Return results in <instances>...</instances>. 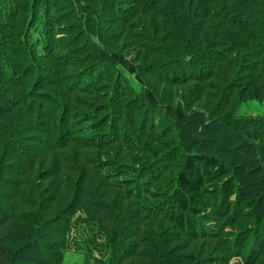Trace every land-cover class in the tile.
Instances as JSON below:
<instances>
[{"label":"trees","instance_id":"1","mask_svg":"<svg viewBox=\"0 0 264 264\" xmlns=\"http://www.w3.org/2000/svg\"><path fill=\"white\" fill-rule=\"evenodd\" d=\"M0 12V264H61L64 218L92 207L80 186L89 174L116 189L113 203L133 198L105 264H133V249L142 264H264V119L234 114L264 99V0H6ZM45 61L77 89L82 99L65 94L77 110L46 91ZM154 74L173 102L144 80ZM174 151L172 196L153 218L134 176L167 172ZM180 238L216 239L219 256L187 254Z\"/></svg>","mask_w":264,"mask_h":264},{"label":"rangeland","instance_id":"2","mask_svg":"<svg viewBox=\"0 0 264 264\" xmlns=\"http://www.w3.org/2000/svg\"><path fill=\"white\" fill-rule=\"evenodd\" d=\"M6 9V0H0V10L3 11ZM1 15H3V12L1 13ZM1 19V18H0ZM53 22H50L47 24V29L46 32L47 33H51L54 37V39L52 38V40H56V42H58L61 46V35L59 33L60 29H51V27L53 26ZM36 38H34L33 40H35ZM50 49L53 50V53L57 52L55 50L54 47H50ZM65 49H69V47H64L62 50L59 49L58 52L64 51ZM16 56L18 57L19 54H16ZM12 59H10L11 61H13V56L10 57ZM46 64V68H47V76L50 84H53L54 86H52L51 89H46V91L52 95V97L56 96L55 98L59 99H63L64 96V106L69 105L71 109H73L74 111L77 110L79 107L78 105L74 106L73 104L70 105V102L67 101L65 102L66 98H68L67 96H69L70 98L74 97L76 98H80L79 94L77 92V89L73 90V89H69V83L66 81L63 82L62 77H58L55 78L56 72H57V67L55 68L53 66L52 63H48V61H45ZM69 64H71L69 62ZM72 66V65H71ZM116 66H113L112 68H114ZM72 68V67H71ZM74 68V66H73ZM118 69V68H117ZM116 70V69H115ZM118 72L123 73L125 76H127L125 74V71L122 69H118ZM155 72V71H154ZM157 72H162V71H157ZM165 72V73H164ZM164 72H162V76H165L168 73V70H164ZM117 74V72H116ZM62 75H66V72H62ZM157 76L154 74V78L149 77L148 75L144 76V80L150 84L151 87H153V91L158 94L161 95V98L164 97V102L165 101H172L175 99V92H173L171 95V99L170 98V89L168 87H166L164 84H162L158 79ZM161 76V75H160ZM161 76V77H162ZM67 80L66 77H64V80ZM130 80V87L135 90L137 93H139L141 91V87L138 86L132 78H129ZM62 84V85H61ZM102 84V83H101ZM98 86V85H97ZM101 86V85H99ZM65 94H67V96H65ZM83 102V101H82ZM36 104H39L38 102H36ZM40 104H44L45 106H47L49 109H54V105L53 103H49L46 100L41 101L40 100ZM82 105V104H81ZM83 110H81L79 113H77L76 115H78V118H85L86 114L84 113L88 107H84L82 105ZM92 111V109H90ZM234 114L236 115H240L243 117H253V118H260V119H264V99L263 101H259V102H248L245 104H241L240 106H238L235 111ZM84 120V119H83ZM200 118H197L196 120L192 121L193 123L200 125ZM82 126H85L86 128H90V126L88 124H83ZM38 134V133H37ZM25 146H30L29 143H24ZM34 146V145H33ZM30 153V152H28ZM180 151H174L171 155H168L167 157V161L164 160L161 164H166V168H167V172L163 173H158L155 169H153V172H150L151 176L146 179L143 178L141 175L138 176H134L136 182L139 181V186L141 188L144 189L142 190L140 187L136 186L137 190H139V194H141V199L137 198L136 201L138 202V204H142L140 202H143L144 200H146L145 198L147 197H151L152 199L151 201L148 200L147 202H149V204H151V206H155L156 202H159L162 198L161 197H166L169 198V196H172V193L170 190L171 186H172V180H174L175 175L178 171V166L181 164V159H180ZM49 163V162H48ZM161 166V165H160ZM159 167V166H158ZM157 172V173H156ZM146 175V174H144ZM92 175L89 174V177H87L88 179L85 180L84 182V186H81V190L83 193L92 196L93 197V202H89V204L92 205V207H90V205L86 204L84 205L83 200H82V205H79L77 211H75V214L73 215V217H71L70 219H65L64 218V231H63V239H64V256H63V261L61 262V264H105L107 263L109 260L108 256V238L107 235L109 234L110 228L111 226H114V220L116 219V223H118V225L120 226H129L130 222L129 219H126V215L128 214V212H132V206L130 204V200H132L133 198H129L128 196L124 197V199H119V201H117V203H113V200L116 199L115 195H117L116 189L112 188L109 185H106V181H103V179H100L98 177H91ZM152 178V179H151ZM155 178V180H153ZM132 182V181H131ZM130 182V183H131ZM141 182H144L141 184ZM97 183H99L101 186H97ZM105 184V185H103ZM113 184L115 185V182H113ZM133 184V183H132ZM171 185V186H170ZM114 187V186H113ZM139 188V189H138ZM151 189V191H149ZM69 190L67 189V185H64V188L61 189L60 193L65 196L66 195V191ZM135 189H130V194H132V192ZM149 192L148 195H146L145 193ZM89 193V194H88ZM123 195H125L123 193ZM88 196V197H89ZM157 198L159 199L157 201ZM140 200V202H139ZM81 202V201H80ZM116 202V201H115ZM172 201L166 202L168 205L172 204ZM146 203V202H145ZM165 203V204H166ZM103 206V209H102ZM105 206V207H104ZM144 206V205H141ZM150 207V205H149ZM162 207V206H160ZM160 207H154L153 211L149 214H151L153 216L156 215L159 211ZM109 209V210H108ZM141 210H143V207H140ZM87 211V212H86ZM163 214L167 213V209L163 208V211H161ZM148 214V215H149ZM114 216H116V218H113ZM154 218V216H153ZM63 220V217H62ZM120 221H122L123 223H121ZM158 224L159 227L156 229V232H158L161 228L164 229L167 227V225L163 222H159ZM212 224V223H211ZM98 225V226H95ZM147 224L145 223L144 226H146ZM58 226V225H57ZM120 226V227H121ZM61 227V226H58ZM125 228V227H124ZM139 226L136 228V232L138 233V231H140L141 234L144 235H140V238H143L142 240L144 241L147 236L144 232L145 227H142L141 229H138ZM147 230V229H146ZM136 233L135 237L137 241H133L130 239V243L135 247L138 246V234ZM159 233V232H158ZM60 238V237H57ZM179 240L182 241V248L184 249V252H186L187 254H196L198 256L199 254V259L200 260H206V258L210 255V256H219V253H214L213 251V247H215L218 244V241L215 239H205V240H187L185 238H180ZM147 240H145L146 242ZM181 243V242H180ZM140 244V243H139ZM107 248V249H106ZM142 249H137L136 251L133 249L130 252H126L124 253L125 256L130 255V257L126 258V262H132L133 264H142L141 259L137 256L138 253L141 251ZM209 256V257H210ZM264 256V254H263ZM38 256H32V258L36 259ZM262 257V256H261ZM225 258V255L224 257ZM263 257L260 258L259 262H262ZM104 262V263H102ZM263 263V262H262ZM213 264H221L218 261H214ZM224 264H243V261L240 258H231V259H226V261L224 262Z\"/></svg>","mask_w":264,"mask_h":264}]
</instances>
